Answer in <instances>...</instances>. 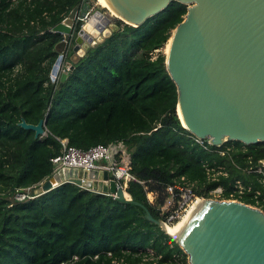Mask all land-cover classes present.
<instances>
[{"label":"trees","instance_id":"trees-1","mask_svg":"<svg viewBox=\"0 0 264 264\" xmlns=\"http://www.w3.org/2000/svg\"><path fill=\"white\" fill-rule=\"evenodd\" d=\"M80 2L0 0V264H107V252L135 264L146 247L159 255L146 264L174 257L185 263L179 245L132 203L70 182L31 199L11 200L15 188L50 176L49 158L60 152L65 138L81 149L121 142L131 173L156 191L154 205L137 184L129 183L125 192L154 218L160 219L156 208L164 184L179 175L204 196L215 185L227 196L239 179L259 190L256 205L264 213L260 174L245 170L264 157V141L225 140L216 146L205 137L198 143L176 115L163 49L186 4L170 0L136 26L115 18L109 34L72 61L75 21L60 61L65 77L58 84L59 74L51 78L50 68L62 35L50 29ZM20 118L27 123L44 118V134L33 137L32 130L17 124ZM203 163L221 165L226 175L207 179ZM250 194L239 200L254 204Z\"/></svg>","mask_w":264,"mask_h":264},{"label":"water","instance_id":"water-1","mask_svg":"<svg viewBox=\"0 0 264 264\" xmlns=\"http://www.w3.org/2000/svg\"><path fill=\"white\" fill-rule=\"evenodd\" d=\"M87 1L81 0L51 26V31L62 35L54 44L52 78L75 21L79 27L72 44L80 36L89 43L82 46L89 47L97 42L93 37L98 33L109 34L110 16L136 26L170 0H106L117 16L90 11ZM176 1L185 3L186 9L167 38L164 66L175 86L180 124L212 145L225 140L264 141V0ZM86 18L93 21L94 31L89 34L82 29ZM64 77L61 72L58 84ZM44 121L27 123L20 118L17 124L39 137L45 132ZM54 178H70L76 184L82 178L92 190L138 206L145 219L164 231V224L108 179L104 169L66 167L57 170ZM50 188L48 178L35 190ZM165 233L186 254L188 264H264V213L240 201L203 198L176 235Z\"/></svg>","mask_w":264,"mask_h":264},{"label":"built area","instance_id":"built-area-1","mask_svg":"<svg viewBox=\"0 0 264 264\" xmlns=\"http://www.w3.org/2000/svg\"><path fill=\"white\" fill-rule=\"evenodd\" d=\"M54 77L55 75L53 76V78ZM193 139L198 143H201L202 141V138H198L196 136H194ZM205 141L207 144H210L207 138H205ZM60 143L62 145L60 152L49 158V161L51 163V171L50 177L48 178H50L51 187L56 186L60 182H70L75 184L80 189L94 191L83 183L82 178H80L79 183L76 184L70 178L56 180L54 178V174L57 170L66 167H75L80 168L81 170H89L92 168L104 169L107 172L108 179H113L115 184L120 185L123 190H125L129 183L139 185V187L144 192V200L149 204L154 205V197L156 195V191L148 189L146 181L138 179L133 173H131V171L129 170L128 157L124 153L121 142L118 141L108 144L97 143L86 149H81L67 144L65 138L61 139ZM218 152L222 154L223 149L218 150ZM263 159L264 157L257 159L256 165L248 166L245 170L247 172L254 171L259 173L260 176L257 178V181L264 188V171H262V167H264ZM202 165L207 179H213L217 174L226 175V171L221 165L208 166L205 163H203ZM44 179L45 178L35 184L15 188L11 195L12 200L19 201L34 198L35 196L40 194L35 189ZM193 185L194 183L185 178L184 175L174 177L170 182H166L164 184V199L163 202L156 208L160 216L159 220L163 224H171L172 222L176 221L180 216L183 215L188 206L197 198L208 197L216 199L218 197V199H222L221 197H227L225 198L227 200L240 201V195L246 192H251L250 195L254 198L255 202L254 204H246L260 209L256 205L259 190L257 188L251 190L250 184H244L239 179L233 180L228 190L227 196L222 195L223 188L221 185H215L214 187L207 189L205 196L196 193L193 190ZM106 254L110 256L107 264H123L122 256L110 255V252H107ZM158 257L159 255H156L151 248L146 247L143 249V251H141L140 258L135 264H146L147 261L154 262V260ZM73 258H75V256H73ZM175 260L176 258L174 257L171 262H162V264H181L180 262H177ZM60 264H63V262H61Z\"/></svg>","mask_w":264,"mask_h":264},{"label":"bare ground","instance_id":"bare-ground-1","mask_svg":"<svg viewBox=\"0 0 264 264\" xmlns=\"http://www.w3.org/2000/svg\"><path fill=\"white\" fill-rule=\"evenodd\" d=\"M102 7H105L106 9H108L107 11L109 12L110 15H116L108 6L107 1L106 0H96ZM117 16V15H116ZM84 24H82V29L84 32L92 33L94 31V28L92 26L93 21L92 19H88L86 18V20H84L83 22ZM83 43L81 40V37L78 36L76 39L75 44L73 45V52L77 53V55L80 57L84 51L86 50V46H81ZM60 62L56 64V70L58 69ZM177 109V115L180 119V115H179V108L178 105H176ZM203 201V198H197L195 199L186 209V211L183 213L184 215L180 216L176 221L172 222L171 224H164V231L167 232L170 235H176L180 229L182 228V226L184 225V223L189 219V217H191V215L195 212V210L201 205Z\"/></svg>","mask_w":264,"mask_h":264},{"label":"rangeland","instance_id":"rangeland-1","mask_svg":"<svg viewBox=\"0 0 264 264\" xmlns=\"http://www.w3.org/2000/svg\"><path fill=\"white\" fill-rule=\"evenodd\" d=\"M88 2V4H89V8H90V11H92V10H95V9H98V10H100L101 12H106L107 13V10L103 7V8H101L102 6L96 1V0H88L87 1ZM102 9V10H101ZM110 23L109 24H107V26H106V29H107V31H109L111 28H112V26H113V22H114V17H112V16H110ZM107 31H105V34H107ZM73 36H75V34L73 35ZM101 37H103V34L101 35V33H98L96 36H94L93 37V39H94V41L96 42V41H98V40H100V38ZM82 42L83 43H86V44H89L88 42H86L85 40H82ZM82 43V44H83ZM168 43V42H167ZM72 46H73V44H72ZM82 46V45H81ZM66 47V46H65ZM166 47H167V44H166V46H165V48L163 49V52L166 50ZM79 56L77 55V53H75V52H73V50H72V48H71V53L69 54V59L70 60H73V61H75L77 58H78ZM60 64H59V66H58V69H57V72H56V74L55 75H57V74H59L60 75V71H61V69H60ZM126 193V192H125ZM127 194V193H126ZM128 195V194H127ZM222 199H225V198H227V197H221ZM216 199H218V197L216 198ZM220 199V198H219ZM238 200V199H237ZM184 215V214H183ZM181 264H188L187 263V260H186V262L185 263H181Z\"/></svg>","mask_w":264,"mask_h":264},{"label":"clouds","instance_id":"clouds-1","mask_svg":"<svg viewBox=\"0 0 264 264\" xmlns=\"http://www.w3.org/2000/svg\"><path fill=\"white\" fill-rule=\"evenodd\" d=\"M56 72H57V71H56ZM50 76H51V75H50ZM49 177H50V176H49ZM45 179H48V177H46ZM45 179H44V180H45ZM62 179H63V178H62ZM44 180H43V181H44ZM57 180H60V179H57ZM43 181H42V182H43ZM42 182H41V183H42ZM41 183H40V184H41ZM38 186H39V185H38ZM38 186H37V187H38ZM37 187H36V188H37ZM17 188H19V187H17ZM51 188H52V187H51ZM124 192H125V190H124ZM39 193H40V192H39ZM41 193H42V192H41ZM11 195H12V194H11ZM11 200H12V198H11ZM13 201H15V200H13ZM19 201H20V200H19Z\"/></svg>","mask_w":264,"mask_h":264},{"label":"crops","instance_id":"crops-1","mask_svg":"<svg viewBox=\"0 0 264 264\" xmlns=\"http://www.w3.org/2000/svg\"><path fill=\"white\" fill-rule=\"evenodd\" d=\"M73 61V60H72Z\"/></svg>","mask_w":264,"mask_h":264}]
</instances>
